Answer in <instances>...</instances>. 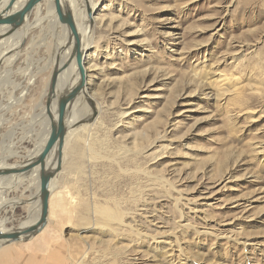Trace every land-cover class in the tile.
Returning a JSON list of instances; mask_svg holds the SVG:
<instances>
[{
  "label": "rangeland",
  "instance_id": "374dc122",
  "mask_svg": "<svg viewBox=\"0 0 264 264\" xmlns=\"http://www.w3.org/2000/svg\"><path fill=\"white\" fill-rule=\"evenodd\" d=\"M47 1L0 51L1 167L45 132L25 137L65 35ZM91 18L97 113L71 127L48 222L21 243L42 264H264V0H95ZM26 185L4 193L5 228L38 216Z\"/></svg>",
  "mask_w": 264,
  "mask_h": 264
},
{
  "label": "water",
  "instance_id": "95a60500",
  "mask_svg": "<svg viewBox=\"0 0 264 264\" xmlns=\"http://www.w3.org/2000/svg\"><path fill=\"white\" fill-rule=\"evenodd\" d=\"M43 0H24L19 7L13 9L17 0H0V25L8 26L2 33L0 32V40L17 34L19 29L24 28V22L30 15V11L39 5ZM54 13L57 23L65 26L69 32L66 40L65 48L70 46V54L68 58L58 66L55 64L51 70L47 92L45 98V112L49 119V131L45 143L41 151L32 159L24 161L16 167L6 168L0 166V177L9 174L29 171L39 167V212L38 218L31 223L21 222L15 228H0V247L13 242L28 241L38 234L47 223V213L49 208V197L51 194L52 181L58 173L63 157V149L69 134L66 126L68 112L76 95L84 88L85 73L83 68V58L85 52L82 49V42L77 30L73 14L65 2L62 0H52ZM21 32V31H20ZM20 34L18 44L8 50V52L18 51L25 43L26 35ZM9 53H3L6 56ZM3 58V57H2ZM74 59L75 68L78 73L77 81L68 91H62L58 96L57 80L59 74L67 67L71 59ZM2 60V59H1ZM0 60V65L3 63ZM54 106V114L51 113V107ZM56 150V166L52 169L45 168V160L50 152Z\"/></svg>",
  "mask_w": 264,
  "mask_h": 264
},
{
  "label": "bare ground",
  "instance_id": "6f19581e",
  "mask_svg": "<svg viewBox=\"0 0 264 264\" xmlns=\"http://www.w3.org/2000/svg\"><path fill=\"white\" fill-rule=\"evenodd\" d=\"M23 1L24 0H17V2L13 6V9L15 7H19L23 3ZM62 1L65 2V4L68 5V7L70 8V10H71V12L73 14V18H74L77 30H78L80 38H81L82 49L85 52L86 46H87V44H89V42L91 41V38H92V36H91L92 35L91 34L92 33V20L94 18H91V15L95 11V0H62ZM47 3H51V6H52V10L50 12L51 25L56 24L57 26H59L65 32V35H62V37L61 36L58 37V40H57L56 37L54 38L55 47H56V49H58L56 51V53L52 56V63H53V67H54L55 59H57L58 66H59L60 64H62L68 58V56L70 54V46L65 48L66 40H67V38L69 36V32L66 30L65 26L60 25V24L57 23L56 16H55V13H54L52 0H48ZM83 3H84V5H83ZM85 5H86V8H87V14L88 15L85 12ZM38 9H39V5H37L36 11ZM27 19H28V17L26 18L25 22L27 21ZM25 22H24V24H25ZM7 27L8 26L0 25V32L2 33ZM12 40H13L12 36L4 38V39L0 40V45H1L2 41H3L2 42L3 44H6L8 42H12ZM83 68H84V66H83ZM76 72H77V70L75 68L74 59L72 58L71 61L69 62V64L67 65V67L59 74V78L57 80L56 96H58L62 91H68L71 87H73L75 85V83L77 81V77H78L76 75ZM84 73H85V69H84ZM7 74H10V73H8V71H7ZM24 74H27V72H24ZM1 75H2V73H1ZM222 83L226 85V88H227L226 89V91H227L226 93H228V97L237 98L239 96V93H240L238 91L239 87L235 83H232L229 80H227L225 82H222ZM13 87L14 88L15 87H20V84L13 85ZM85 89H86V80H85V84H84L83 90L85 91ZM9 93L12 94L11 91ZM11 101H13V96H11V99L9 100V102H11ZM73 101H74L73 105L70 106V109H69L70 112H71V116L68 115V119L66 121V126H67V129L69 131L73 128L72 126L75 125L76 123L89 121V118H90L91 114L94 113L93 114V116H94L97 113V110L95 109V107L93 105L94 103L92 102V98L88 95V93H85V92L81 93V91H79V93L76 95V97L74 98ZM84 102L89 106V110L86 113L82 114L81 116H77V114L74 113L75 112V107L80 106ZM25 104H26V102H25ZM7 105H8V103H7ZM51 113L54 114V106L51 107ZM73 114H75L76 116H74ZM12 125H14V124H12ZM28 126L29 127H28V130H26L25 137H27V136H29V137L39 136V132L42 129H44L45 132L39 138V141L36 142L35 147L33 149L28 150L27 154L23 153L25 155L19 156L22 159V161L20 163H18V164H6L5 161L2 160L3 162L1 161V163L4 164L3 165L4 169L19 166L24 161L26 162L29 158L32 159L33 157H35L41 151V149H42V147H43V145L45 143V140L47 138L48 131H49V119H48V116H47V114L45 112V107H43L41 112L35 113V114L32 115ZM24 128L26 129V127H24ZM38 128H39V131L37 130ZM19 134H20V132H19ZM87 146H86V149H88ZM89 150H90V146H89ZM64 151H65V148L63 149V152ZM15 154H16L15 151L10 150V151H8L7 156H13ZM79 162H80V160H79ZM55 166H56V150H52L50 152L48 158L45 160V168L48 167V169L50 170V169L54 168ZM39 171L40 170H39V167H38V168H34V169H31V170L25 171V172L9 174V175L3 176V177L1 176L0 177V181H5V187L4 188L2 187L4 183L0 184V209L3 207L5 202H7L8 206H12L13 204H16L17 203L16 201L18 200V199L17 200L6 199L5 196H4L5 191L13 189V187H15L17 185H23V183L26 181L27 184H28V185H26L27 189H30V188H33V187L35 189L34 193H30V197L34 199L32 204H34V206L37 207V212H39V198H38L39 197ZM7 177H10V178H7ZM16 177H19V178L16 179V180H12V178H16ZM53 187H54V185L52 183L51 192L53 190ZM49 202H50V200H49ZM48 217H49V211L47 213V222H48ZM37 218H38V216L35 218V220ZM0 228H5V227L0 223Z\"/></svg>",
  "mask_w": 264,
  "mask_h": 264
},
{
  "label": "crops",
  "instance_id": "0c3cea01",
  "mask_svg": "<svg viewBox=\"0 0 264 264\" xmlns=\"http://www.w3.org/2000/svg\"><path fill=\"white\" fill-rule=\"evenodd\" d=\"M33 41H35L34 37H33ZM2 42L0 45V51H3L4 47L7 46ZM32 241L33 242H28V243L13 242L1 246L0 264H42L44 262L43 257L37 258V252L35 251L36 249L35 246H37V244L36 242H34V239Z\"/></svg>",
  "mask_w": 264,
  "mask_h": 264
},
{
  "label": "flooded vegetation",
  "instance_id": "af4514ba",
  "mask_svg": "<svg viewBox=\"0 0 264 264\" xmlns=\"http://www.w3.org/2000/svg\"><path fill=\"white\" fill-rule=\"evenodd\" d=\"M7 178H10V177H7ZM7 178H6V179H7Z\"/></svg>",
  "mask_w": 264,
  "mask_h": 264
}]
</instances>
